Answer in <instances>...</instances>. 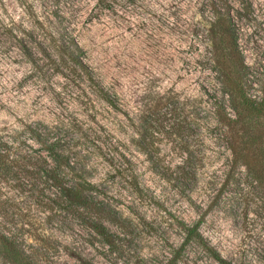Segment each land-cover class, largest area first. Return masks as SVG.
Masks as SVG:
<instances>
[{
    "label": "rangeland",
    "instance_id": "374dc122",
    "mask_svg": "<svg viewBox=\"0 0 264 264\" xmlns=\"http://www.w3.org/2000/svg\"><path fill=\"white\" fill-rule=\"evenodd\" d=\"M225 1L230 34L212 50L209 0H0V129L78 124L68 137L86 177L122 216L107 224V243L77 219L47 223L31 209L27 238L42 264H163L183 241L176 220L199 221L233 264H264V198L246 168L232 165L215 111L232 113L234 84L260 97L264 0ZM60 33L76 38L117 108L88 80L40 71L21 55L18 40ZM179 264L220 263L191 241Z\"/></svg>",
    "mask_w": 264,
    "mask_h": 264
},
{
    "label": "trees",
    "instance_id": "16d2710c",
    "mask_svg": "<svg viewBox=\"0 0 264 264\" xmlns=\"http://www.w3.org/2000/svg\"><path fill=\"white\" fill-rule=\"evenodd\" d=\"M209 3L213 18L208 23L206 36L215 50L216 40L220 42L222 34H230L231 15L225 0H209ZM31 41L18 40V48L38 70L60 72L68 80L76 76L88 80L91 92L107 104L118 107L115 93L105 89L83 62L82 48L73 35L60 33L57 38L50 36L47 42ZM214 59L220 65L218 71L227 75L223 61ZM262 77L258 99L247 96L244 83L234 84L235 90L228 92L232 113L219 110V106L215 111L216 126L223 133L232 165L246 168L264 198V134L258 128L264 123V75ZM68 125L64 126L63 122L54 126L36 123L0 129V260L6 264H42L30 252L34 247L27 238L32 224L24 218L29 216L31 209L44 212L47 223L57 217L77 219L107 243L111 242L112 236L107 224L122 220L121 213L110 203L105 192L86 177L84 164L74 148V138L68 137L69 130L73 131L78 124L70 122ZM115 153L119 158H126L120 150ZM126 165L125 168H129L128 163ZM129 174L130 184L140 191L137 176L131 171ZM199 224V221L187 224L176 220L178 229L184 234L183 241L171 250L163 264H179L183 247L191 241L218 263L233 264L203 237Z\"/></svg>",
    "mask_w": 264,
    "mask_h": 264
}]
</instances>
